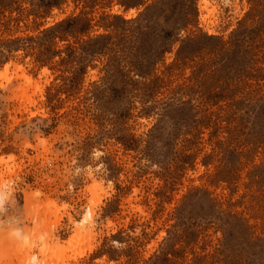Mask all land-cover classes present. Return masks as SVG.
<instances>
[{
  "label": "rangeland",
  "instance_id": "374dc122",
  "mask_svg": "<svg viewBox=\"0 0 264 264\" xmlns=\"http://www.w3.org/2000/svg\"><path fill=\"white\" fill-rule=\"evenodd\" d=\"M201 1L0 0V264H264V0Z\"/></svg>",
  "mask_w": 264,
  "mask_h": 264
},
{
  "label": "bare ground",
  "instance_id": "6f19581e",
  "mask_svg": "<svg viewBox=\"0 0 264 264\" xmlns=\"http://www.w3.org/2000/svg\"><path fill=\"white\" fill-rule=\"evenodd\" d=\"M201 3H202V5H203L204 8H206V7L208 6V2H207L206 0H202ZM26 82H29V79H26ZM37 87H38V86H37ZM20 95H21V94H20ZM24 98H25V97H24ZM27 98H28V97H27ZM27 98H26V99H27ZM28 100H29V99H28ZM29 101H30V100H29ZM77 235H79V234L77 233ZM74 239H75V238H74ZM72 243H73V241H72ZM72 243H71V244H72ZM77 252H78V251H77Z\"/></svg>",
  "mask_w": 264,
  "mask_h": 264
}]
</instances>
